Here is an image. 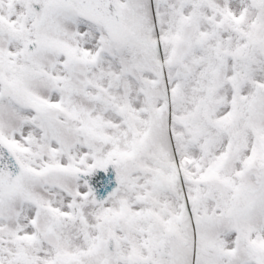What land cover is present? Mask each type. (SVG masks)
<instances>
[{
	"label": "snow or ice",
	"instance_id": "snow-or-ice-1",
	"mask_svg": "<svg viewBox=\"0 0 264 264\" xmlns=\"http://www.w3.org/2000/svg\"><path fill=\"white\" fill-rule=\"evenodd\" d=\"M0 264H264V0H0Z\"/></svg>",
	"mask_w": 264,
	"mask_h": 264
}]
</instances>
